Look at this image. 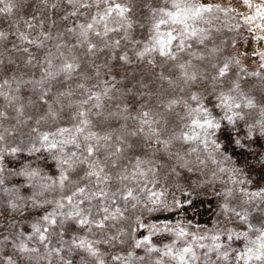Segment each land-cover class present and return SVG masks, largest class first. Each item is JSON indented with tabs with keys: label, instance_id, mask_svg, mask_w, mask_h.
Segmentation results:
<instances>
[{
	"label": "snow or ice",
	"instance_id": "6c2138e0",
	"mask_svg": "<svg viewBox=\"0 0 264 264\" xmlns=\"http://www.w3.org/2000/svg\"><path fill=\"white\" fill-rule=\"evenodd\" d=\"M238 2L246 11L232 7L231 3L225 7L215 0H162L159 6L148 7L152 23L146 42L127 35L133 27L130 19L132 8L117 0H39L43 8L59 14V19L64 24L63 30L58 31L55 37L52 28L58 25L53 19L48 30L37 32L33 38L32 32L28 30H35L37 26L43 28L45 23L35 15L23 21L25 31L18 27L15 31L0 30V43H11L12 50L22 54L24 67L39 72L38 78L34 72L33 78L28 80H24L22 76H13L11 82L9 79L0 80V97L6 99L10 106L19 105L15 110L23 116L26 106L21 103V97L17 94L21 87L31 85L30 90L37 93L36 100L32 103L46 108L45 115L40 116L36 124L48 118H58L65 108L71 109V118L78 121L71 139H50L72 133L73 129L70 128H59L55 133L38 136L40 147L33 143L27 149L28 157L18 161L19 167L15 169L7 166L6 158H15L25 149L22 146H6V135L10 133L7 129L0 132V207L3 212L8 213H23L29 208L45 210V214L31 226L33 235L28 237L29 240L37 237L47 248L46 242H50L49 237L55 234L60 246L51 248L50 254H55L62 264H72L71 260H65L62 255L66 250L83 253L81 260L84 264H105V253L101 252L98 245L114 246L117 242H124L119 233L107 235V232L114 227L115 222L125 219L129 203L133 208L136 207L132 202L137 200L136 192L139 189L133 186L132 181L137 175H145L140 171L144 165L154 164V161L142 160L139 155L128 157L127 153L143 152L147 147L153 154L172 161L175 164L172 173L178 175L176 168L191 172V165L206 166V160L200 159L201 154L216 163L214 156L222 154L225 147L222 141L238 149L241 154H254V145L264 146V102L257 103L254 97L243 92L240 83L241 79L247 77L264 81V0ZM17 6L16 0H0V15L11 16ZM218 14L236 21L229 27V31L243 28L252 40L262 46L261 50L254 49L251 53L252 57L261 61L260 71L248 73L241 67V60L237 55L224 56V48L215 43L212 32L198 26L201 22L211 24L218 20ZM81 18L83 22L78 23ZM110 22L115 26L109 27ZM121 31L125 35L120 39H111L109 36L110 33ZM10 36L18 43H12ZM66 37L73 38L70 46ZM53 39L61 41L55 44V52L46 48V42ZM122 40L138 47L134 56L138 61H146L153 70L157 67L155 56L161 58L163 70L155 74L156 80L160 82L158 90H151L142 80H135L134 83L129 80L121 97L108 96V92L118 83L115 76L111 75L112 66L108 63L98 65L91 58L107 51L111 60L131 65L132 59L123 50ZM79 49L83 50V58L75 54ZM39 52H43V55H38ZM4 63L0 59V73L4 71ZM9 64L15 65V61L10 60ZM102 68L107 70L108 79L102 81L105 87L102 93H98L95 89L100 86ZM237 68H240V72H235ZM232 76L235 79H231ZM92 80L97 83L89 86ZM12 84H16L17 94L10 95L3 91L5 86L11 88ZM165 84L167 88L163 87ZM54 88L56 91H53ZM176 90L181 93L179 97L175 95ZM101 95L118 101L114 110L108 109L105 112L103 104L99 102ZM92 101L96 102L90 105ZM177 106L181 107L183 115L176 112ZM89 113L95 115L103 134L87 131L92 126ZM176 117L178 122L174 127L170 126ZM6 119L7 112L0 110V122ZM129 121L134 125L131 128ZM32 131L35 133L37 129L33 128ZM64 144H72L79 150V155L72 152L64 159L53 157L59 169V177L54 180L43 172L41 159L35 154L54 149L62 152ZM193 155L195 160L187 159ZM125 159L128 164L124 163ZM225 159L230 160L231 157ZM129 164L132 165V170H129ZM154 170L149 168V171ZM219 171L226 172L228 169L220 168ZM238 171L240 170L233 169V172ZM6 172L9 176L22 178L21 182L9 187L5 179ZM73 175L78 176V179L72 180ZM57 189L62 193L67 189V192L56 200L45 198L46 193ZM157 195L153 192L150 199ZM218 195L231 196L232 193L229 190ZM248 195L250 198L259 196L264 199V190ZM53 204L55 207L52 211L45 208V205ZM68 207L72 210L65 211ZM230 211L247 223L246 213L242 214L235 209ZM69 221L78 232L95 235V229L104 239L91 240L87 235H73L65 248L63 236L68 231L66 222ZM248 226L252 227L250 224ZM161 230L173 231L167 225ZM254 231L259 235L251 242L253 246L245 245L243 251L236 253L237 262L249 264L254 260L264 264V228ZM176 235L184 237L187 233L181 228ZM0 237V243H13L8 236L0 234ZM241 237L247 239L248 233L235 234L236 239ZM219 238L212 237L213 240ZM226 238L231 241L233 234H226ZM13 246L22 254L39 251L25 243H14ZM199 246L205 247L203 244ZM135 247L144 248L148 253L160 251L151 245L150 236L136 240ZM221 247L222 245L216 244L215 250ZM164 249L163 255L177 260L179 264H189V261L198 259L190 245L180 250L165 245ZM221 258L227 260L229 253L224 251ZM111 259L119 262L123 257L114 255ZM0 264H4L3 257H0ZM6 264H15L11 256L7 257Z\"/></svg>",
	"mask_w": 264,
	"mask_h": 264
},
{
	"label": "rangeland",
	"instance_id": "374dc122",
	"mask_svg": "<svg viewBox=\"0 0 264 264\" xmlns=\"http://www.w3.org/2000/svg\"><path fill=\"white\" fill-rule=\"evenodd\" d=\"M16 2L18 6L11 16L0 15V30L9 32L15 31L18 27L21 31H25L23 21L29 20L33 15L45 21L43 28L37 26L35 30H28L32 32L33 38H35L37 32L48 30L53 19L57 21L58 25V27L52 28L53 36L55 37L58 31L63 30L64 24L60 21L59 14L43 8L39 4V0H16ZM117 2L127 3L132 8L130 19L133 22V27L127 35L132 39L146 42L149 36L148 29L152 23L148 7L159 6L162 0H117ZM215 2L225 7L231 3L232 7L238 8L240 11H246L238 0H215ZM218 15L219 19L212 21L211 24L201 22L198 26L208 28L212 32L215 43L224 48V56L237 55L241 60V67L246 69L248 73L260 71L259 64L261 61L256 57H252L251 53L254 49L261 50L262 46L252 40L250 34L243 28L229 31V27L235 24L236 21L223 14ZM82 22L83 18L78 21V23ZM114 26L113 23H109V27ZM216 29L220 31L217 32ZM123 35H125L123 31L109 34L111 39H120ZM9 39L12 43H18L11 36ZM65 39L70 46L73 38L66 37ZM58 42L61 41L55 39L47 41L46 48L55 52V44ZM121 44L123 50L127 51L132 59L131 65H122L111 60L107 51L91 58L98 65L103 66L108 63L112 66L111 75L115 76L118 83H116L115 88L108 92V96L121 97L129 80H132L133 83L135 80H142L149 85L151 90H158L160 82L156 80L155 74L163 70L161 58L158 55L155 56L157 67L153 70L146 61H138L134 56L133 53L139 50L138 47H134L131 43H126L123 40ZM209 47H212V45L209 44ZM75 54L83 58L82 49L77 50ZM38 55H43V52H39ZM21 57L20 52L12 50L11 43H0V59L5 62L4 71L0 73V80L9 79L11 82L13 76H22L24 80H28L33 78L34 72L36 78L39 77V72L35 69L24 67ZM10 60L15 61V65L20 67L10 65ZM235 72H240V68L235 69ZM262 75H264V72H262ZM230 78L235 79L234 76ZM105 79H108L107 70L102 68L101 83L99 88L95 89L98 93H102L105 87L102 81ZM95 83L97 81L92 80L89 86ZM240 83L243 92L254 97L257 103L264 102V81L256 77H247L241 79ZM163 87L167 88L168 86L165 84ZM15 88L16 84H12L11 88L5 86L3 91L10 95L17 94ZM30 89L31 85L21 87L20 92L17 94L21 97V103L26 106L23 116L15 110L19 105L10 106L6 99L0 97V110L8 114V119L0 122V132L7 129L10 133V135H6V146H22L25 149L23 153L18 154L15 158H6L5 163L13 169L19 167L18 161H23L28 157L27 149L31 148L33 143L40 147L37 142L38 136L45 133H55L59 128H70L73 129L72 133H65L63 136L58 135L54 138L50 137L55 141L68 140L75 134L74 126L78 123V121L71 118L72 110L65 108L64 112H60L58 118H48L41 121L40 124H36V120L45 115L46 108L38 103H32L36 100L37 93ZM53 91H56V89L54 88ZM175 95L178 97L181 95L179 90H176ZM123 98L127 99V97ZM73 99H78V97H73ZM95 102H90V105ZM99 102L103 104L106 112L108 109L114 110V105L118 101L115 99L109 100L106 96L101 95ZM57 111H59V108H57ZM176 112L183 115L180 106H177ZM28 117H31V119H28ZM88 118L92 120V126L87 131L103 134L102 126L97 122L95 115L89 113ZM176 122H178V117L174 118L173 124L170 126L174 127ZM128 123L130 128L134 126L133 122L129 121ZM33 128L37 129L35 133L32 131ZM21 141L23 142L22 145ZM222 143L225 147L222 149V154L214 156L216 163L208 160L205 154H201L200 159L206 160V166L191 165L193 168L191 172L176 168L178 175L172 173V168L175 167L172 161L161 158L159 154H153L152 150L147 147L143 152L127 153L128 157L139 155L142 160L154 161V164L144 165L140 171H143L145 175L142 177L137 175L135 180L132 181L133 186L139 189L136 192L137 200L132 202L136 204V207L133 208L129 203L125 211V219L115 222L114 227L107 232V235L119 233L124 242H117L114 246L98 245L101 252L105 253L103 257L105 264H157V262L159 264H179L177 260L163 255L165 245L173 246L175 250H180L189 245L192 246L198 259L189 261V264H243V261H236L235 254L243 251L245 245L253 246L251 242L255 241L259 235L254 229L264 228V199L259 196L250 198L248 195L264 190V146L254 145L253 147L256 148L254 154H241L238 149H234L226 141H222ZM62 148V152L54 149L51 152L41 151L35 154L41 159L43 172L54 180L59 177V169L53 157L64 159L72 152L79 155V150L72 144H64ZM225 157H231V159L226 160ZM195 158V155L187 157L189 160H195ZM9 161L11 163H8ZM124 163L128 164V160L125 159ZM161 165L162 167H160ZM128 166L129 170H132V165L129 164ZM149 168L155 170L149 171ZM220 168L228 169V171L220 172ZM233 169H239L240 171L233 172ZM5 179L9 187L20 183L22 180L19 177L9 176L7 172L5 173ZM71 179L77 180L78 176L73 175ZM236 181H243V183ZM229 190L232 193L231 196L218 195V193H225ZM153 192L158 195L150 199ZM65 193L57 189L46 193L45 198L56 200ZM121 206L123 208V205ZM54 207V204L51 206L45 205L48 211H52ZM231 209L242 212V214L246 213L247 223L238 219L230 211ZM71 210V207L65 209V211ZM0 212H3L2 207H0ZM44 214L45 210L43 208H29L23 213L3 212V215H0V234L8 236L13 241V243H0V257L4 258V264H6L8 256L12 257L15 264H62L55 254H50L51 248L60 246L59 238L55 234L49 237L50 242H46L48 244L47 248L39 242L37 237H33L31 240L28 239L29 236L33 235L31 226L37 223ZM249 224L252 226L251 228L248 226ZM165 225L173 231H162L161 229ZM66 227L68 231L63 236V241L66 242L65 248L68 247L70 237L73 235L81 237L87 235V238L91 240L104 239V236L96 232L95 229H93L95 235L78 232L75 227L71 226L70 221L66 222ZM181 228L187 233L184 237L176 235V232ZM241 232L248 233L247 239L243 237L241 239L235 238V234ZM226 234H233V239L231 241L227 240ZM145 236H150L151 245L159 249V252L148 253L144 248L135 247V241L143 239ZM214 236H219V240H213L212 237ZM14 243H25L30 248L34 247L39 251L22 254L14 248ZM201 244L205 247L201 248L199 246ZM216 244H220L222 247L215 250ZM224 251L229 253L227 260L221 258ZM62 255L65 260H71L72 264H84V261L81 260V256L84 254L80 251L73 250L69 252L66 250ZM114 255H120L123 259L119 262L113 261L111 257ZM139 257L144 259H139ZM249 264H260V262L253 260Z\"/></svg>",
	"mask_w": 264,
	"mask_h": 264
}]
</instances>
